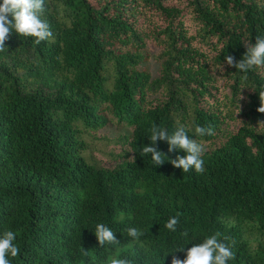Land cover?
Here are the masks:
<instances>
[{
	"label": "trees",
	"instance_id": "16d2710c",
	"mask_svg": "<svg viewBox=\"0 0 264 264\" xmlns=\"http://www.w3.org/2000/svg\"><path fill=\"white\" fill-rule=\"evenodd\" d=\"M42 18L49 40L12 31L0 52V234L14 231L20 248L11 264H171L216 232L229 238L228 264H264V67L224 60L264 36V0H45ZM112 122L129 132L104 138V165L90 142ZM153 125L185 126L206 148L204 171L174 167L185 153L152 145ZM144 145L165 162L141 156ZM98 223L120 243L101 246Z\"/></svg>",
	"mask_w": 264,
	"mask_h": 264
},
{
	"label": "clouds",
	"instance_id": "9594fccd",
	"mask_svg": "<svg viewBox=\"0 0 264 264\" xmlns=\"http://www.w3.org/2000/svg\"><path fill=\"white\" fill-rule=\"evenodd\" d=\"M44 12L45 0H0V52L5 51V41L12 31L20 36L33 37L34 43L37 45L49 40L52 37V32L48 22L42 18ZM224 60L227 65L244 73L256 67H264V36L257 35L255 43H246V51L239 61H236L231 55H226ZM258 93L260 106L257 111L264 113V90ZM239 98L242 99V97ZM260 124H264V122H260ZM150 132L149 139L152 145H155L158 140L166 141L169 152L182 150L185 153L183 156L177 155L175 159H170L169 162L174 167L182 169L185 173L191 169L197 173L204 171L203 154L206 148L196 139L189 137L185 126L178 125L169 133L166 129L153 125ZM195 133L204 136L214 135L215 131L211 126H196ZM147 154H151L154 165H161L165 162V154L154 146L144 145L142 147L141 156ZM179 222V214H177V216L170 217L164 227L171 232H176ZM127 234L134 239H139L143 235L135 227L128 228ZM188 234L187 230L180 233L183 237H187ZM94 235L101 246L120 243L114 232L103 223L96 224ZM220 237L221 233L219 232L206 236L202 242L193 244L187 249L184 259L173 256L171 264H228V261L234 258V254L228 244L224 242L229 238L224 237L222 240ZM16 238L17 235L12 230H5L0 234V264H11L8 256L17 257L20 254V248L15 243ZM184 250L185 247H182L177 251ZM82 254L87 256L88 250L82 248ZM99 264H133V261L127 257H108L100 261Z\"/></svg>",
	"mask_w": 264,
	"mask_h": 264
},
{
	"label": "rangeland",
	"instance_id": "374dc122",
	"mask_svg": "<svg viewBox=\"0 0 264 264\" xmlns=\"http://www.w3.org/2000/svg\"><path fill=\"white\" fill-rule=\"evenodd\" d=\"M128 129H125L123 126L118 125L114 122L105 125L102 129L97 131L95 138L90 142V150L93 157L104 165H108L106 162L109 157V152L113 149V145L105 141V137L112 139L124 133H128ZM245 239L250 245V248H255L257 243V236L253 231H246Z\"/></svg>",
	"mask_w": 264,
	"mask_h": 264
}]
</instances>
